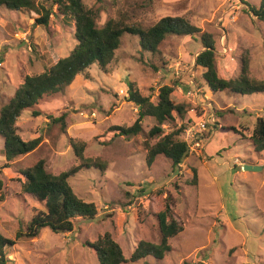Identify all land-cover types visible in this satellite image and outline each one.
<instances>
[{
  "label": "rangeland",
  "instance_id": "obj_1",
  "mask_svg": "<svg viewBox=\"0 0 264 264\" xmlns=\"http://www.w3.org/2000/svg\"><path fill=\"white\" fill-rule=\"evenodd\" d=\"M82 2L99 9L98 26L119 9L144 24L163 16H184L213 35L215 65L222 78L238 76L241 58L246 56L249 74L264 82V23L248 11V5L258 6L259 0ZM52 11L44 26L34 23L32 11L0 6V107L24 75L42 72L74 47L73 21L58 14L55 5ZM159 49L158 54L143 51L136 36L124 34L107 71L93 64L88 78L79 74L62 92L39 101L37 107L46 114L66 112L64 131L45 115L32 117L24 110L15 122L18 134L23 140L39 137L40 142L9 163L0 137V232L15 242L4 249L6 264H98L89 244L104 232L112 235L128 259L140 239L152 236L155 219L149 212L161 208L166 197L172 216L183 227L168 240L170 251L162 259L146 256L122 264H264V150L255 152L250 141L256 118H264V94L209 92L202 79L204 68L194 64L203 49L196 36L168 35ZM190 79L195 86L190 90L198 91L187 96ZM127 80L135 81L143 95L151 94V100L159 86L172 85L171 99L184 103L186 112L183 119L163 123V130L167 133L182 122L203 118L206 129L199 152L176 167L161 155L148 166L147 145L159 139L148 137L154 124L150 117L142 119L137 135H114L110 126L130 125L137 113L124 97ZM112 104L115 107L110 109ZM70 137L84 140L85 157L103 165V169L82 168L69 178L74 192L94 203L95 217L76 219L70 232L42 228L35 237L15 239L32 214L44 210L35 198L23 195L20 171L41 158L54 174L77 166ZM245 164L260 169L246 170ZM192 168L195 183L189 181Z\"/></svg>",
  "mask_w": 264,
  "mask_h": 264
},
{
  "label": "trees",
  "instance_id": "obj_2",
  "mask_svg": "<svg viewBox=\"0 0 264 264\" xmlns=\"http://www.w3.org/2000/svg\"><path fill=\"white\" fill-rule=\"evenodd\" d=\"M53 5L56 6L58 14L73 21L76 43L67 56L59 58L42 72L24 75L13 95L0 107V137L3 140L2 154L6 163L16 156L33 151L40 142L39 137L29 140L20 137L15 123L20 114L24 110H29L32 117L45 115L50 122L59 124L60 129L64 131L66 112H61L58 116L46 114L37 107L39 101L62 92L79 74L88 78L87 71L93 64L101 71H107V66L120 47L124 34L136 36L141 49L151 54L160 53L159 47L168 35L191 38L196 36L203 49L194 57V64L204 68L202 79L211 92L264 94V82L249 74V61L246 56L241 58L238 76L222 78L215 65L216 43L213 35L194 25L184 16H163L152 24H144L142 21H132L126 11L119 9L115 16L109 17L98 26L96 17L99 9L88 8L82 0H51L49 4L36 0H0V6L6 9L34 12L36 14L34 23L44 26L50 22ZM248 11L264 23V0H259L258 6L248 5ZM126 85L127 94L124 97L137 108L136 117L132 124L113 125L110 126V130L114 135L129 138L142 131L141 122L144 117L153 118L154 124L148 130V137L159 136V139L147 145L146 164L150 166L154 158L161 155L171 162L172 167L179 166L189 155L185 142L179 138L185 123L182 122L178 128L174 127L167 133L164 132L162 124L174 121L176 117L183 119L186 105L174 103L171 99L174 89L172 85L159 86L155 100H151V94L143 95L135 81L127 80ZM114 107L115 104H112L110 109ZM250 141L255 152L264 150L263 117L256 118ZM68 143L78 159L77 166L54 174L46 170L45 161L41 158L32 166L20 171L23 176L21 181L23 195L35 198L44 210H36L27 222L24 232L20 229L16 231L15 239L35 237L42 228H49L54 233L70 232L76 219L95 217L97 211L94 203L80 198L69 184V178L82 168L103 169V165L85 157L84 140L70 137ZM192 173L193 177L189 181L195 183L197 177L195 168H192ZM1 186L0 181V189ZM140 210L138 209V216ZM149 213L155 219L151 228L152 236L149 239H140L128 259L124 257L121 246L109 232H104L91 242L89 246L93 249L98 264H122L127 260L135 262L146 256L162 259L171 249L168 240L179 234L183 227L172 216L167 197L161 208ZM14 243V240L0 232V264L7 262L4 249Z\"/></svg>",
  "mask_w": 264,
  "mask_h": 264
},
{
  "label": "built area",
  "instance_id": "obj_3",
  "mask_svg": "<svg viewBox=\"0 0 264 264\" xmlns=\"http://www.w3.org/2000/svg\"><path fill=\"white\" fill-rule=\"evenodd\" d=\"M189 83L190 87L187 89L188 94L186 95L190 96L194 93L197 94L198 88L194 89V91L190 90V88H195L193 80L190 79ZM192 120H194L193 123ZM192 120L186 121L180 133L181 140L184 141L187 146L188 154L197 153L201 149L204 141L203 132L206 129V121L203 120V118L198 117L196 121L194 118Z\"/></svg>",
  "mask_w": 264,
  "mask_h": 264
},
{
  "label": "water",
  "instance_id": "obj_4",
  "mask_svg": "<svg viewBox=\"0 0 264 264\" xmlns=\"http://www.w3.org/2000/svg\"><path fill=\"white\" fill-rule=\"evenodd\" d=\"M243 168L246 169V170H259L260 169V167L252 166V165H249V164L243 165Z\"/></svg>",
  "mask_w": 264,
  "mask_h": 264
},
{
  "label": "clouds",
  "instance_id": "obj_5",
  "mask_svg": "<svg viewBox=\"0 0 264 264\" xmlns=\"http://www.w3.org/2000/svg\"><path fill=\"white\" fill-rule=\"evenodd\" d=\"M204 82V81H203ZM204 84H205V82H204ZM205 87H207V85L205 84ZM207 89H208V87H207ZM208 91L210 92V90L208 89ZM199 152V151H198ZM243 167V166H242Z\"/></svg>",
  "mask_w": 264,
  "mask_h": 264
}]
</instances>
